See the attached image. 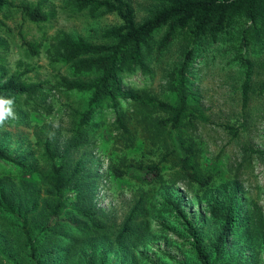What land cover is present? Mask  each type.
<instances>
[{
	"label": "rangeland",
	"instance_id": "rangeland-1",
	"mask_svg": "<svg viewBox=\"0 0 264 264\" xmlns=\"http://www.w3.org/2000/svg\"><path fill=\"white\" fill-rule=\"evenodd\" d=\"M0 7V83L10 76L19 81L41 82L43 95L34 99L20 96L14 101L15 120L0 126V148L8 160L0 159V262L10 263L23 250L19 212L29 223L38 224L39 253L45 264H199L192 248L193 236L171 208L177 203L197 227L199 237L213 257L211 244L220 231L209 208L214 200L236 217L220 264H264V36L257 46L239 43L241 20L226 33L202 48L177 39L155 55L164 27L152 37L153 54L147 58L148 71L136 67L124 72L118 85L125 93L146 94L155 101L168 100V73L183 59L188 48L196 57L188 72V86L199 112L207 121L194 119L182 130L200 148V172L212 174L213 181L199 187L182 174L177 155V138L157 120L165 113L150 105L141 107L132 100L117 102L126 131L116 120L110 103L96 110L82 145H71L73 124L82 111L88 93L64 88L62 81L96 80L98 73H76L55 54L51 43L64 32L90 43H110L103 31L118 25L115 14L102 9L90 14L79 11L75 0H6ZM135 20L141 22L159 6L152 0H126ZM38 3L49 16L45 22L23 19L9 5ZM40 44L32 55L22 44ZM250 64L246 76V65ZM248 80L246 104H242V84ZM238 128L233 137L223 125ZM181 136V138H182ZM48 139L55 162L68 174L79 163V173L57 195L42 173L50 162L43 144ZM17 162L34 168L33 173L17 170ZM160 162L162 180L139 179L141 163ZM118 171L123 172L118 175ZM27 179L30 187L21 185ZM1 190H3L1 192ZM63 201L57 214L45 207ZM142 211L130 222L135 234L115 241L134 205ZM52 252V254H51Z\"/></svg>",
	"mask_w": 264,
	"mask_h": 264
},
{
	"label": "trees",
	"instance_id": "trees-1",
	"mask_svg": "<svg viewBox=\"0 0 264 264\" xmlns=\"http://www.w3.org/2000/svg\"><path fill=\"white\" fill-rule=\"evenodd\" d=\"M159 3L149 16L141 22L135 20L134 11L126 0H75L79 11L88 9L90 14H94L102 9L106 12L115 13L121 20L118 25L111 26L103 31V36L110 40V43H90L82 38H72L69 34L61 32L54 37L51 47L59 60L64 64L72 66L76 73L90 72L98 73L96 80L86 82L62 81L64 88L78 90L88 93V99L78 119L73 124V136L71 145L78 147L83 144L91 128L92 120L96 110L100 109L103 103H110L116 112V120L120 127L126 131L122 118L117 108L119 100L129 99L141 107L147 105L161 110L165 117L157 122L168 128L170 134L175 135L180 149L178 157L179 167L182 174L189 181L196 183L199 187H206L213 181L212 174L199 173L200 168V148L190 137L184 138L182 130L192 123L194 119L207 121L197 107L196 99L188 86V72L193 63L196 52L190 47L184 54L178 66H174L168 73V100L155 101L146 94L137 92L125 93L118 81L120 76L126 71H132L136 67H141L148 71L147 58L153 54L152 37L155 31L164 27V32L157 40L155 55L161 53L177 39L182 40L186 47L195 46L202 48L208 43L229 32V28L235 20H241L243 27H239V43L252 47L262 42L264 36V0H152ZM6 0H0V7L6 4ZM10 6L18 9L22 18H27L34 23L45 22L49 19L46 12L38 4L9 2ZM22 44L32 55L39 53L40 44L26 40L24 35L18 31ZM246 65V76L248 75L250 64L244 63L243 57L238 59ZM264 89V82L260 84ZM249 84L245 79L242 84V104L245 105L248 97ZM45 86L41 82L19 81L17 77L10 76L3 83H0V97L13 99L15 102L20 96L26 99H34L37 95H43ZM11 120V119H10ZM9 121V120H8ZM233 137L238 135L236 126L223 125ZM182 136V138H181ZM44 155L50 162L49 169L42 173L44 181L51 187L52 197L57 196L72 179L79 173V163L77 162L71 173L68 174L63 166L55 162V153L48 139L43 144ZM0 159L8 160L5 152L0 148ZM17 170L26 173H33L34 168L17 162ZM143 169L139 179L146 181L162 180L160 162L141 163ZM118 175L123 172L118 171ZM2 174H0V179ZM21 185L30 187L27 179ZM3 190H1L2 192ZM141 201L133 206L131 212L121 227L115 238L118 244L124 240L125 236L135 234V229L130 222L143 210ZM64 206L63 201H51L45 207L52 214L60 212ZM224 208L219 200H214L209 208L213 219L220 222V231L211 244L214 256L205 248L202 243L197 227L194 226L186 213L177 203H171V208L175 214L182 219L187 231L194 237L192 248L195 258L199 264H220V259L224 252L232 228L236 224V217L230 206ZM19 219V231L22 238L23 250L16 255L10 263L3 264H45L46 255L39 253L37 234L45 228H41L36 223H29L28 219L21 217L19 212L12 211ZM52 254V252H51ZM2 264V262H0ZM103 264V263H102Z\"/></svg>",
	"mask_w": 264,
	"mask_h": 264
},
{
	"label": "clouds",
	"instance_id": "clouds-1",
	"mask_svg": "<svg viewBox=\"0 0 264 264\" xmlns=\"http://www.w3.org/2000/svg\"><path fill=\"white\" fill-rule=\"evenodd\" d=\"M15 120L14 100L0 97V126H3L8 120Z\"/></svg>",
	"mask_w": 264,
	"mask_h": 264
}]
</instances>
